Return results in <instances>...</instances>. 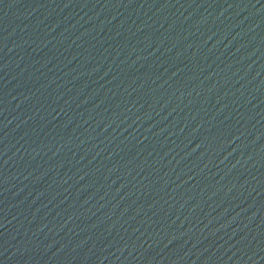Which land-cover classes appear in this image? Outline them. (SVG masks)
Here are the masks:
<instances>
[{
    "label": "water",
    "instance_id": "water-1",
    "mask_svg": "<svg viewBox=\"0 0 264 264\" xmlns=\"http://www.w3.org/2000/svg\"><path fill=\"white\" fill-rule=\"evenodd\" d=\"M0 264H264V0H0Z\"/></svg>",
    "mask_w": 264,
    "mask_h": 264
}]
</instances>
